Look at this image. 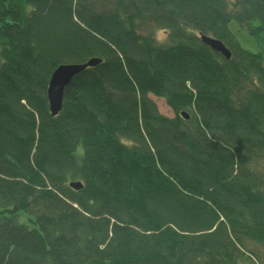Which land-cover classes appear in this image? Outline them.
Here are the masks:
<instances>
[{"label":"trees","instance_id":"16d2710c","mask_svg":"<svg viewBox=\"0 0 264 264\" xmlns=\"http://www.w3.org/2000/svg\"><path fill=\"white\" fill-rule=\"evenodd\" d=\"M0 264H264V0H0Z\"/></svg>","mask_w":264,"mask_h":264},{"label":"water","instance_id":"95a60500","mask_svg":"<svg viewBox=\"0 0 264 264\" xmlns=\"http://www.w3.org/2000/svg\"><path fill=\"white\" fill-rule=\"evenodd\" d=\"M201 39L203 42L213 50L220 52L225 58H231L232 52L228 49L227 46L218 39L217 37H213L209 34H201ZM101 59L98 57H92L87 62L84 63H66L60 64L56 67L55 71L52 73L50 77V82L47 88L48 92V102H49V109L50 113L53 116L58 115L59 111L62 109L63 106V97L65 93V88L67 85L72 81V79L78 75V73L82 72L83 70L87 69L88 66H95ZM182 115L186 118H189V114L185 111L182 112ZM71 187L75 189H81L82 182L79 180H73L70 183Z\"/></svg>","mask_w":264,"mask_h":264},{"label":"rangeland","instance_id":"374dc122","mask_svg":"<svg viewBox=\"0 0 264 264\" xmlns=\"http://www.w3.org/2000/svg\"><path fill=\"white\" fill-rule=\"evenodd\" d=\"M158 33V37L161 39V38H164V33L163 32H157ZM151 98L154 99L158 105V108L160 109L161 113H163L164 115H168L170 117H172L174 115V112L172 110L171 107L168 106V104L166 103L165 101V98H161V97H157L155 95H151ZM23 221H27L25 216H23L22 218ZM27 223H29V221H27Z\"/></svg>","mask_w":264,"mask_h":264},{"label":"bare ground","instance_id":"6f19581e","mask_svg":"<svg viewBox=\"0 0 264 264\" xmlns=\"http://www.w3.org/2000/svg\"><path fill=\"white\" fill-rule=\"evenodd\" d=\"M185 112H187V111H185Z\"/></svg>","mask_w":264,"mask_h":264}]
</instances>
